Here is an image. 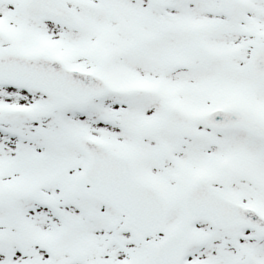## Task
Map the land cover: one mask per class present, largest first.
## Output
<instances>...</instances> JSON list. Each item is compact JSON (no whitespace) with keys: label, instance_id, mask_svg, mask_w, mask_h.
<instances>
[{"label":"snow or ice","instance_id":"1","mask_svg":"<svg viewBox=\"0 0 264 264\" xmlns=\"http://www.w3.org/2000/svg\"><path fill=\"white\" fill-rule=\"evenodd\" d=\"M0 264H264V0H0Z\"/></svg>","mask_w":264,"mask_h":264}]
</instances>
